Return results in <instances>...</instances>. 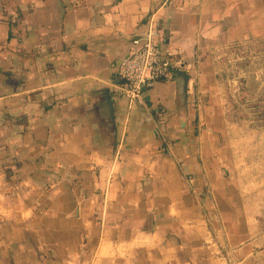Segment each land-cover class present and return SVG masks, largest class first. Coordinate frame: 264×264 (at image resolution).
I'll use <instances>...</instances> for the list:
<instances>
[{"label":"crops","instance_id":"1","mask_svg":"<svg viewBox=\"0 0 264 264\" xmlns=\"http://www.w3.org/2000/svg\"><path fill=\"white\" fill-rule=\"evenodd\" d=\"M150 22L180 66L131 104ZM259 91L264 0H0V264H264L234 118Z\"/></svg>","mask_w":264,"mask_h":264},{"label":"rangeland","instance_id":"2","mask_svg":"<svg viewBox=\"0 0 264 264\" xmlns=\"http://www.w3.org/2000/svg\"><path fill=\"white\" fill-rule=\"evenodd\" d=\"M240 103L234 108L237 135L238 177L245 205L264 221V92L248 102L236 95ZM245 98V99H244Z\"/></svg>","mask_w":264,"mask_h":264},{"label":"built area","instance_id":"3","mask_svg":"<svg viewBox=\"0 0 264 264\" xmlns=\"http://www.w3.org/2000/svg\"><path fill=\"white\" fill-rule=\"evenodd\" d=\"M162 40L161 31L152 22L132 39L128 55L118 63V84L113 87V96L124 97L131 104L139 102L144 92L179 69L178 63L163 55Z\"/></svg>","mask_w":264,"mask_h":264},{"label":"water","instance_id":"4","mask_svg":"<svg viewBox=\"0 0 264 264\" xmlns=\"http://www.w3.org/2000/svg\"><path fill=\"white\" fill-rule=\"evenodd\" d=\"M177 77L180 78L183 83H184V93H185V88H186V83H187V75L183 72H177ZM144 92V90H143ZM104 95H105V102L109 105V109H111L112 107V102H111V98H110V94L109 92L106 90L104 91Z\"/></svg>","mask_w":264,"mask_h":264}]
</instances>
